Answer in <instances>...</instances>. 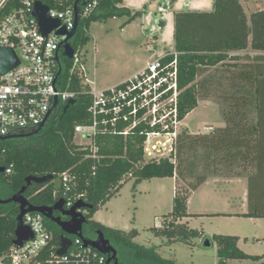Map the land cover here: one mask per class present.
Returning <instances> with one entry per match:
<instances>
[{"label": "trees", "instance_id": "obj_1", "mask_svg": "<svg viewBox=\"0 0 264 264\" xmlns=\"http://www.w3.org/2000/svg\"><path fill=\"white\" fill-rule=\"evenodd\" d=\"M33 1L54 6V0ZM122 1L97 0L92 14L79 21L70 40L75 53H80L88 43L87 27L91 22L127 17L129 23L142 15V12L132 13L119 7ZM18 6L19 0H9L3 12ZM173 24L178 68V120L182 121L193 111L198 100L215 97L223 104L225 127L195 135L183 130L177 135L170 154L147 161L145 134L151 129L144 124L137 125L125 137L109 130L99 131L92 145H76L74 128L91 124L87 111L90 87L84 83L79 67L73 69V62L63 58L59 80L63 89L76 93L74 104L66 111H63L64 105L58 107L37 134L0 141V165L4 171L11 170L9 175L0 174V190H10L12 196L24 185L26 177L50 176V181L32 184L23 194L32 206L49 207L56 202L54 193L61 191L55 181L63 173L70 175L74 180L70 197L80 195V200L91 207L84 212L86 224L83 229L101 232L118 252V264H176L160 257L155 246L136 244L137 231L111 229L91 220L99 207L115 196L126 181L132 180L133 188L154 178L184 181L187 174L193 175L201 164L205 172L214 177L245 178L249 205L256 207L262 203L255 200L264 201V190L261 189L264 185V54L251 57L247 52L250 49L264 53V9L251 13L248 24L238 0H213L209 12L174 11ZM172 59L173 54H167L162 62L168 63ZM206 179V176L198 175L193 184L187 185L188 192L175 193L171 212L162 217L160 227L150 229L155 238L168 243H188L202 235L180 221L191 216L186 213L189 193ZM18 214L16 204H0V257L12 246ZM242 216L264 217V213L248 212ZM44 224L52 236L50 246L56 250L60 229L46 219ZM238 240L237 236L219 235L208 239L217 244V264L257 262L264 258V255L252 256L240 251Z\"/></svg>", "mask_w": 264, "mask_h": 264}, {"label": "built area", "instance_id": "obj_2", "mask_svg": "<svg viewBox=\"0 0 264 264\" xmlns=\"http://www.w3.org/2000/svg\"><path fill=\"white\" fill-rule=\"evenodd\" d=\"M9 0H0V49H12L18 65L0 75V136L26 134L36 130L46 119L54 98L58 107L65 106L69 100H75L76 93L63 89L60 83L62 56L61 44L66 35H58L64 28L71 31L74 25L76 0H54V6L48 7L47 15L59 21V26L47 36L39 31L32 16L33 0H19V6L4 13ZM97 0H85L80 5L79 21L88 18L96 8ZM168 63L162 58H151L136 73L122 83L105 89H97L93 82H87L80 60V53H73V69L79 67L84 83L90 89V104L87 108L91 124L74 128V139L78 136L92 145L99 131L109 130L114 135L127 136L139 124L151 129L145 134L144 152L150 146L154 152L164 157L175 146L178 120V68L176 53ZM61 74V73H60ZM52 116L50 115L49 119ZM47 121V122H48ZM164 137L162 141L151 143L152 137ZM146 146V147H145ZM159 158V157H158ZM11 173L10 168L3 171ZM73 178L63 173L60 178V193H54L55 201L64 200V209H70L80 200V195L70 197L74 186ZM22 224L29 228L32 238L20 247L12 245L7 254L0 257V264H106V255L91 247H83L82 240L72 237V245L65 255L57 256L50 246L51 233L44 224V218L38 213H27Z\"/></svg>", "mask_w": 264, "mask_h": 264}, {"label": "rangeland", "instance_id": "obj_3", "mask_svg": "<svg viewBox=\"0 0 264 264\" xmlns=\"http://www.w3.org/2000/svg\"><path fill=\"white\" fill-rule=\"evenodd\" d=\"M238 1L247 9L249 17L251 10L256 11L261 8L262 2L264 4V0ZM168 2L169 0L164 1L163 6ZM249 2H251L250 7L247 6ZM151 21L154 25L158 23V20L153 18ZM120 24L122 23L118 19L112 18L91 22L87 27L89 41L80 51V60L87 82H93L96 88H108L122 83L129 76L128 73L137 68L140 61L147 56V50L146 52L130 51L131 43L119 33ZM148 28L147 24L146 29ZM122 43L125 46H122ZM222 110L223 104L217 98L200 99L197 107L185 119L184 125L190 132L197 134H205L212 128H222L224 127ZM183 130L185 128L179 124L177 133ZM163 139V136L152 137L151 143ZM85 143L88 142L81 140L78 136L74 139L76 145ZM146 148L148 149L144 152L146 161L160 157V154H156L157 152L150 154V146ZM163 154H165L164 157L168 155L167 152ZM196 161L201 163L199 159ZM201 166V164L197 166L193 175L187 174L184 181L154 178L142 181L140 187L136 185L137 187L134 188L132 180L126 181L115 196L99 207L91 220L111 229L125 232L137 231L138 236L134 241L136 244L143 247L155 246L160 257L172 260L176 264H217L216 242H209L208 247L204 245V242L214 235L237 236L239 238L237 247L240 251L252 256L264 255V217L239 215L241 212L263 214L264 201L255 200L256 203H262L256 207L249 205L247 189L245 197L241 189L237 188L238 186L232 187L228 182L219 180L214 184L211 183L214 188L202 187L191 196L189 208L191 216L188 226L202 232L200 237L190 239L188 243H168L152 235L150 229L158 228L162 217L171 212L175 193L188 192L187 185L193 184L194 177L197 178L198 175H204L206 178L214 177L210 172H205ZM255 186L256 184L253 185V189ZM232 188L235 190L232 191ZM258 188L254 191L256 192ZM261 189L264 190V185ZM9 197H11L10 190H0V199ZM83 237L91 240L95 235L85 231ZM228 264H264V258L257 262L229 261Z\"/></svg>", "mask_w": 264, "mask_h": 264}, {"label": "water", "instance_id": "obj_4", "mask_svg": "<svg viewBox=\"0 0 264 264\" xmlns=\"http://www.w3.org/2000/svg\"><path fill=\"white\" fill-rule=\"evenodd\" d=\"M85 0H76L74 3V11H75V19L74 25L71 31L66 32L64 28H61L57 31L58 35H66L65 40L62 42V56L67 59H72L74 50L70 45V40L76 33L77 25L79 23V11L80 5H84ZM48 7L42 4L39 1H35L33 4L32 16L38 23L39 31L44 36H47L52 30L56 29L59 26V21L55 19L49 18L47 15ZM18 58L15 52L9 48H1L0 49V75L5 74L9 70L13 69L18 65ZM61 73V68H59L57 76ZM56 98H54L52 107L50 111L47 113V117L44 122L34 131L26 134H14V135H7V136H0V141H6L12 138H24L28 136H32L40 132V130L46 125L48 118L50 117L55 105H56ZM74 104L73 100H69L65 105L63 111H66L67 108ZM4 169L0 168V174L3 173ZM51 180L50 176L45 177H26L24 179V185L21 189L13 194L10 198L2 200L0 199V204H11L14 203L18 206L19 214L15 218L16 228L14 232V241L12 245L20 247L23 242L32 238V233L30 232L29 228L22 224V219L25 214L27 213H38L44 219L54 223L60 229V235L57 238V246L59 249L57 250V256H62L67 253L69 248L72 245V237H77L82 240L83 247H91L98 251L99 253L106 255L107 261L106 264H118L116 260V250L111 246L108 240H106L101 232H95V239L87 240L83 237V226L86 224V217L84 212L91 207L83 202L82 200H78L74 203V205L68 209H64V200L59 199L57 200L52 206L49 207H35L32 206L28 200L24 197V192L27 187L31 186L32 184H40L44 182H48ZM56 185L59 187L60 182L59 180L55 181ZM54 212H58L60 216L55 217L53 216ZM61 217H66L68 220H62ZM205 246H209V242H204Z\"/></svg>", "mask_w": 264, "mask_h": 264}, {"label": "crops", "instance_id": "obj_5", "mask_svg": "<svg viewBox=\"0 0 264 264\" xmlns=\"http://www.w3.org/2000/svg\"><path fill=\"white\" fill-rule=\"evenodd\" d=\"M164 1L166 0H123L122 3L119 5V7H124L128 9L129 11H131L132 13L142 12L141 16L136 17L134 20H132L129 23L127 22L128 20L127 17H121V18H116V19H118L120 23H122L119 25L120 35H122L123 37H126L128 42L131 43L130 51L131 50H139V51L147 50V52L145 51L147 56H145L144 59H142L143 61L142 60L140 61V65L137 68H134L132 71L128 73L129 75L128 77H130L131 75L136 73L139 69L144 67V65L151 58H156V57L163 58L167 54L174 53V40H173V26H174L173 12L174 11L209 12L213 8V0H169L168 4L163 6ZM240 4L242 8L244 9V12L248 19V24H249V18H248L249 16L247 13V9L244 8V5L241 2ZM247 6L250 7L251 2L247 3ZM263 8H264V4L262 2L261 8L256 11L262 10ZM256 11L251 10L250 12L253 13ZM152 18L155 20H158L157 25H154V23H152L151 21ZM147 24L149 26L148 29H146ZM139 38L141 40H139ZM133 43L137 44L138 46L134 45ZM122 46H125V44L122 43ZM247 52L251 57L257 54H264L260 52H254L250 49H248ZM240 54H243V53H240ZM105 88L107 87H104L102 89H105ZM97 89H100V88H97ZM190 113H188L185 116V118L180 122V125L183 126L185 130H188L190 134L195 135L197 133L190 132V130L184 125L185 119ZM221 114H222V111H221ZM224 127H225V122H224ZM215 129L217 128H212L210 131H208L205 134H208ZM171 179H175V178H171ZM218 180L228 182V184L232 185V187L238 186L237 188L241 189L242 195L246 197L247 181L245 178L210 177V178H207L203 184H201L194 192H191L190 195L188 196L187 205H186L187 207L186 213L188 215H191L189 213V208L191 206V196L196 191L200 190L202 187L206 186L208 188L209 187L214 188V185H211V183L214 184ZM140 185H142V182L139 183L137 186L140 187ZM234 190L235 189L232 188V191ZM244 213L245 212H241L239 215H242ZM189 220H190V217H187V218H183L180 222L188 225ZM160 225L158 227H160Z\"/></svg>", "mask_w": 264, "mask_h": 264}, {"label": "flooded vegetation", "instance_id": "obj_6", "mask_svg": "<svg viewBox=\"0 0 264 264\" xmlns=\"http://www.w3.org/2000/svg\"><path fill=\"white\" fill-rule=\"evenodd\" d=\"M53 115H54V112L51 113V116H53ZM0 168H3V167L0 165ZM53 216L58 217V216H60V214L58 212H54ZM61 218H62V220H68L66 217H61ZM85 231H87V230H84V229L82 230L83 234H84ZM94 239H95V237H94ZM117 256H118V252L116 254V259H117ZM106 258H108V257H106ZM106 261H107V259H106Z\"/></svg>", "mask_w": 264, "mask_h": 264}]
</instances>
